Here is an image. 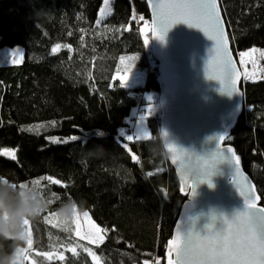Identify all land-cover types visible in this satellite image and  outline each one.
Returning a JSON list of instances; mask_svg holds the SVG:
<instances>
[{"label": "trees", "instance_id": "1", "mask_svg": "<svg viewBox=\"0 0 264 264\" xmlns=\"http://www.w3.org/2000/svg\"><path fill=\"white\" fill-rule=\"evenodd\" d=\"M220 2L237 59L246 49L264 48V0ZM33 4L48 9V15L33 17L29 0H0V48L25 50L21 64L0 66V149H16L17 157L0 154V176L18 185L42 176L60 180L59 185L41 181L40 188L59 197L52 198V211L63 200H82L83 211L107 230L100 246L84 243L102 264L157 259L165 264L167 242L186 198L161 140L157 62L133 19L139 12L144 16L142 29L151 25L146 0H112V12L102 19L103 0H33ZM60 43L71 49L53 53ZM128 55H133L135 71H147L142 87H120L119 63ZM143 89L154 93L151 102L142 97ZM242 90L245 112L227 143L241 156L264 205V79H243ZM141 103L157 106L148 119L153 137L118 139ZM97 130L105 134L98 136ZM55 136L79 139L55 143L51 139ZM84 145L89 149L102 145L108 153L85 160ZM31 226L41 252H51L50 243H77L47 228L44 217ZM78 252V257L64 254L61 264H93L82 247Z\"/></svg>", "mask_w": 264, "mask_h": 264}, {"label": "snow or ice", "instance_id": "2", "mask_svg": "<svg viewBox=\"0 0 264 264\" xmlns=\"http://www.w3.org/2000/svg\"><path fill=\"white\" fill-rule=\"evenodd\" d=\"M104 7L100 9L101 19L110 14L109 0H103ZM150 5L154 9V13L158 18L153 22L149 29L150 35H145L144 45L147 46L154 38L164 40L167 31L174 25L185 23L189 27L202 30L206 36L214 41V46L209 51L207 65L204 72L207 73L209 79L219 81L221 84L220 91L226 92L229 96L237 93L234 74L239 75L238 70L233 63L232 57L229 53L228 40L223 26V19L219 10L218 0H156ZM135 19V16H133ZM143 19V17H141ZM101 20L98 19L96 24L99 25ZM144 32V29H141ZM61 45L57 44L52 48L55 53L60 49ZM71 49V45H65ZM258 50L253 48L248 52H240L242 58L241 64L244 65L246 61L244 57H248L253 67L256 65L254 55ZM264 56V52H261ZM123 60V57L121 58ZM134 59V58H132ZM255 73L244 72L246 79H251ZM128 79L120 77V87L126 85ZM148 115L152 114V105L149 104L147 108ZM147 117L142 115L140 122ZM124 136V134L122 133ZM136 139H146L147 135L140 127L135 133ZM167 135V133H165ZM215 138V137H214ZM227 133L220 134L217 139L216 151L209 154L204 162L203 172L199 178H193L192 184H188L189 192L186 194L191 198L196 195L197 183H203L214 174L217 164L227 161L232 166L231 181L235 185L239 195L243 198V207L234 211L231 216L220 213L212 214L210 222L205 224L206 234H201L200 231L190 227L183 232V240H181V231L178 229L177 235L173 240L168 242V260L167 264H264V205L260 204L261 196L256 194L255 185H244L237 183L235 176L239 174V157H236L233 150L228 147H223V141L227 139ZM72 140H78L79 137L73 136ZM128 141L133 140V135L126 136ZM55 143H60L59 140H54ZM66 142V141H65ZM127 147V145H125ZM169 145L170 150H172ZM179 151H174L172 160L177 163L182 169L185 168L184 160L180 159ZM0 154L9 156L12 160H16V149H0ZM187 174V173H186ZM151 175V173H150ZM41 181H48L49 184H61V181L54 179L51 176H42L40 179L31 181L34 186H41ZM187 184V181H185ZM247 184V179L244 181ZM19 186L24 188L27 183H20ZM210 186H212L210 184ZM184 191V189H181ZM52 198L59 199L55 193H52ZM51 217L56 220V214L52 213L45 216L46 223H53ZM84 226L81 227V214H77L75 218L68 223L54 224L56 227H63L64 231L72 232L75 238H78L75 246L69 244L56 245L50 243L51 252H36V256H42L45 260L51 261L53 259L64 261L66 259L63 252H57L58 248H63L64 251L72 253L73 257H78V247H82L84 252L92 258L93 264H102V258L98 257L90 248L83 247L79 244V240H87L90 244L99 246L105 239L107 230L101 229L90 217L87 211L82 213ZM190 220H195L194 217H189ZM217 221L220 222V227H216ZM50 240H51V234ZM27 247L21 249L22 264L27 260L29 253L33 251L32 231L28 227ZM173 254L175 259H173ZM144 264H149L145 261ZM156 264H160L159 259Z\"/></svg>", "mask_w": 264, "mask_h": 264}, {"label": "water", "instance_id": "3", "mask_svg": "<svg viewBox=\"0 0 264 264\" xmlns=\"http://www.w3.org/2000/svg\"><path fill=\"white\" fill-rule=\"evenodd\" d=\"M146 2L152 27L153 22L158 18L149 0ZM152 3H156V0H152ZM218 4L229 53L239 73L238 76L234 74L237 93L229 96L226 92L220 91V82L209 79L204 72L214 41L202 30L179 23L167 31L163 41L157 38L151 40L152 56L157 62L161 140L167 159L177 175L180 190L184 189L181 190V195L186 198L168 242L176 237L178 229L181 231V240H183V232L190 227L200 231L202 235L206 234L204 226L210 222L212 214L224 213L231 216L234 211L243 207V198L231 181L232 166L227 161L217 164L214 174L208 180L197 183L194 197L187 195L186 193L189 192L187 185L193 183L189 175L199 178L202 173L194 177L185 168L182 169L177 163H173L174 151L183 149L179 157L183 160L189 156H196L200 160L203 172L205 160L217 149L215 138L227 133L228 138L223 141V147L231 148L235 156L239 157V174L235 176V180L244 187L255 185V192L260 195L253 179L244 169L241 156L233 145L227 143L245 112L242 90L244 78L232 49L220 0ZM169 145L173 146L172 150ZM245 178L247 184L244 183ZM260 204L262 205V199ZM189 217H194L195 220H190ZM220 226V222L217 221L216 227ZM168 242L165 264L168 260ZM173 259H175L174 254Z\"/></svg>", "mask_w": 264, "mask_h": 264}, {"label": "clouds", "instance_id": "4", "mask_svg": "<svg viewBox=\"0 0 264 264\" xmlns=\"http://www.w3.org/2000/svg\"><path fill=\"white\" fill-rule=\"evenodd\" d=\"M32 16L46 17L48 9L36 8L33 0ZM103 130H97L98 136H103ZM108 151L102 145L89 149L84 145L82 157L85 160L100 159ZM185 170L192 176L202 173L200 160L189 156L184 160ZM53 199L39 186L27 184L21 188L17 183L5 176H0V264H22L21 249L25 248L28 240L30 224L42 219L52 209ZM84 202L74 198L63 200L54 209L56 218L61 224L71 222L77 214L82 213Z\"/></svg>", "mask_w": 264, "mask_h": 264}, {"label": "rangeland", "instance_id": "5", "mask_svg": "<svg viewBox=\"0 0 264 264\" xmlns=\"http://www.w3.org/2000/svg\"><path fill=\"white\" fill-rule=\"evenodd\" d=\"M111 3H112V0H109L110 13L112 12V5H111ZM102 7H104V2L102 4ZM99 16H100V11H99ZM100 18H101V16H100ZM150 28H151V25H145L144 26V28H143L144 29V32H143L144 38H145V35H148ZM60 45H61V47H60V49L57 52H59L60 50H62L66 44L65 43H60ZM148 47L149 48H152V42L151 41L148 44ZM253 48H255V49L258 50L255 53V55H254V59L256 61L255 67H253V65L250 62V60H249L248 57H244L243 58L246 61V63L244 65H242L241 64V59L242 58L239 55L240 52L238 53V62H239V65L241 67V70H242L243 78L244 79H246L245 76H244V72L247 70L249 73H253L254 72L255 75L251 79H246V80L258 81V80L264 79V56L261 55V52H264V48L254 46V47H251L249 49H246V50H244L242 52H248L250 49H253ZM57 52H55V53H57ZM24 57H25V50H24V47L23 46H14V47L5 46V47L0 48V66L19 65V64H21L23 62ZM132 58H133V55H128V56H123V60L122 59L120 60V63H119V72L120 73H118V74H120L119 77H122L123 76V77L126 78L127 75H125V74L126 73H130L131 69L133 68L132 62H130ZM152 66L153 65L150 66V69L153 68ZM142 71H143V74L146 75L147 71L146 70H142ZM141 93H143L144 98H146L148 101L151 102V100H153L152 97H153L154 93L148 92L145 89H143L141 91ZM149 104L152 105V114L151 115H148V113H147V108H148V105ZM156 107L157 106H156L155 103H147V104L141 103L138 106H136L132 110L130 116L126 120V123L128 124V126H125L124 128H121L120 129L118 139H121L122 137H124L126 139V136L129 135V130H132V132L134 134L133 135V140L132 141H128L127 139L126 140H127V142L137 141L135 133L137 132V130L140 127L143 128V131L147 135V138L146 139H140V140L151 139L153 137V134H152L151 128L149 127L148 119L153 116V112L156 109ZM142 115L146 116L147 118L141 124L140 118H141ZM122 133L124 134V136L122 135ZM51 139H52L53 142H54V140H59V141H61L60 143H63L65 141L67 142V141L71 140L70 137H63V138H61V137H58V136L52 137ZM126 145L129 146V148H130V145L128 143H126ZM132 154H133L134 158H138V156H137V154L135 152L132 151ZM42 187L44 188V184L42 185ZM49 196L52 198L51 194ZM54 203H55V201H54ZM83 212H85V211H82V213ZM52 213H55V212L50 209L49 212L44 215V217L45 216H49V214H52ZM82 213H80L81 214L80 223H81V227L83 228V226H84V220H83V217H82ZM88 213H89L91 219L101 229H105L102 226H100L94 220V218L92 217V215H91L90 212H88ZM51 218L53 220V223H46L45 220H44V225L47 228H49L51 230H54V231L61 232V233L66 234V235H69L75 241L78 240V238H75L74 237V234L72 232L64 231L63 227H56V226H54V224H58V220H56L54 217H51ZM30 227H31V231H32L31 224H30ZM106 234H107V232H106ZM105 239H106V235H105ZM105 239H104V241H105ZM32 240H33V251H31L29 253L28 259L25 260V261H23V264H61L62 263V261H59V260H56V259H53L51 261H48V260H45L44 257H42V256H36L35 253L36 252H41V250L37 246V239H36L35 235H32ZM54 242H55V240H53V243ZM78 242H79L80 245H84V243H86V244H88V246L90 245L92 247H97V245L90 244L87 240H79ZM62 244H64L65 246H67L69 244H71L73 246L76 245V243H71V242H68V241L63 242ZM86 244L84 246H87ZM100 245L101 244H99V246ZM88 246H87V248H89ZM25 247H27V244L25 245ZM77 251H79V247L77 248ZM57 252H63V254L69 253L68 251H64L63 248H58L57 249ZM148 262H149V264H156L155 262H152V261H148Z\"/></svg>", "mask_w": 264, "mask_h": 264}, {"label": "crops", "instance_id": "6", "mask_svg": "<svg viewBox=\"0 0 264 264\" xmlns=\"http://www.w3.org/2000/svg\"><path fill=\"white\" fill-rule=\"evenodd\" d=\"M126 79H128L125 86L129 88L133 87H142L145 85L146 79H147V73L146 75L143 74V71H135L133 68L131 69L130 73H126ZM120 74H117V78L120 80Z\"/></svg>", "mask_w": 264, "mask_h": 264}, {"label": "built area", "instance_id": "7", "mask_svg": "<svg viewBox=\"0 0 264 264\" xmlns=\"http://www.w3.org/2000/svg\"><path fill=\"white\" fill-rule=\"evenodd\" d=\"M134 16H135L134 21H135V25H136L135 26L136 32L141 33L144 16L139 12H135ZM141 17H143V19H141ZM142 97H143V93H142ZM129 134L134 135L132 130H129Z\"/></svg>", "mask_w": 264, "mask_h": 264}]
</instances>
